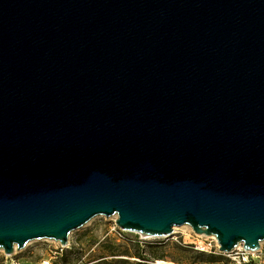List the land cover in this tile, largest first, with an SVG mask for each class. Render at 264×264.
<instances>
[{"label": "water", "instance_id": "1", "mask_svg": "<svg viewBox=\"0 0 264 264\" xmlns=\"http://www.w3.org/2000/svg\"><path fill=\"white\" fill-rule=\"evenodd\" d=\"M95 216L264 240V0H0V250Z\"/></svg>", "mask_w": 264, "mask_h": 264}, {"label": "rangeland", "instance_id": "2", "mask_svg": "<svg viewBox=\"0 0 264 264\" xmlns=\"http://www.w3.org/2000/svg\"><path fill=\"white\" fill-rule=\"evenodd\" d=\"M114 223V216H95L69 233L66 246L52 239H34L11 254L0 250V264H96L98 258L108 254L110 247L115 252L129 247L132 254V245L137 243L145 257L153 259L155 264H264V240L257 251H245L238 245L221 254L214 236L197 234L189 225L176 226L167 236L123 230L122 237L117 238L110 232ZM193 251L221 254L223 259L201 261V257H192Z\"/></svg>", "mask_w": 264, "mask_h": 264}, {"label": "trees", "instance_id": "3", "mask_svg": "<svg viewBox=\"0 0 264 264\" xmlns=\"http://www.w3.org/2000/svg\"><path fill=\"white\" fill-rule=\"evenodd\" d=\"M132 249L133 253L131 254L129 247H124L122 251L118 252H115V250L110 247L108 254L98 258L96 264H155L153 259L151 260L145 257L144 252L140 249L138 243L132 245ZM221 254L216 255L212 252L204 253L203 251H193L192 257H201V261L214 262L217 258L223 259ZM107 257L110 258L106 259ZM129 257H136L138 260L130 261Z\"/></svg>", "mask_w": 264, "mask_h": 264}, {"label": "built area", "instance_id": "4", "mask_svg": "<svg viewBox=\"0 0 264 264\" xmlns=\"http://www.w3.org/2000/svg\"><path fill=\"white\" fill-rule=\"evenodd\" d=\"M110 232H112V234L115 236V237H122V232L123 230L120 229L115 223L113 224V226L110 228Z\"/></svg>", "mask_w": 264, "mask_h": 264}, {"label": "bare ground", "instance_id": "5", "mask_svg": "<svg viewBox=\"0 0 264 264\" xmlns=\"http://www.w3.org/2000/svg\"><path fill=\"white\" fill-rule=\"evenodd\" d=\"M173 228H176V226L175 227H173ZM200 245V244H199ZM158 262H160V260H158ZM47 264V263H46Z\"/></svg>", "mask_w": 264, "mask_h": 264}]
</instances>
